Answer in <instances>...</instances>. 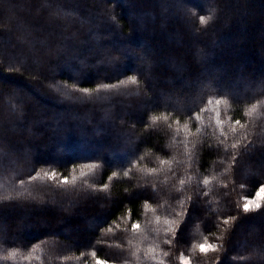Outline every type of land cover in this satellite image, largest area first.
<instances>
[{
  "label": "trees",
  "instance_id": "1",
  "mask_svg": "<svg viewBox=\"0 0 264 264\" xmlns=\"http://www.w3.org/2000/svg\"><path fill=\"white\" fill-rule=\"evenodd\" d=\"M261 184L264 0H0V264H264Z\"/></svg>",
  "mask_w": 264,
  "mask_h": 264
},
{
  "label": "snow or ice",
  "instance_id": "2",
  "mask_svg": "<svg viewBox=\"0 0 264 264\" xmlns=\"http://www.w3.org/2000/svg\"><path fill=\"white\" fill-rule=\"evenodd\" d=\"M204 22V18L201 17V23ZM132 83H135V79H131ZM83 91H87V89H84ZM220 101L217 100L216 104L219 105ZM219 123V121H217ZM236 123H239V121H237ZM233 147H235V145H233ZM161 163H164V161H161ZM88 167H92L91 165H89ZM83 175V173H81ZM54 175V174H53ZM125 175H127V173H125ZM75 179V178H74ZM67 179L63 180L62 183H67ZM183 183V182H182ZM205 184L208 183L207 180L204 181ZM244 203L242 205V210L245 213H248L250 211L259 209L261 207V200H264V184H261L258 186L255 194L252 197H244ZM177 215H179V213H177ZM165 223H169L167 220L165 221ZM223 223L227 224L228 220L225 219L223 221ZM138 228V224L133 223L132 224V229L133 231H135ZM178 227L176 229H171V231H173L174 233H177ZM109 231H111V229H109ZM167 243V241H166ZM217 245L214 243H209L207 241V239H205V241L203 243L197 244L195 245V248L199 250V252L201 254H207L209 251H216L217 250ZM165 256L168 255V253H164ZM93 256L95 257V253H93ZM96 264H106L105 261L96 259ZM180 264H190V259L185 257L183 254L180 255Z\"/></svg>",
  "mask_w": 264,
  "mask_h": 264
},
{
  "label": "rangeland",
  "instance_id": "3",
  "mask_svg": "<svg viewBox=\"0 0 264 264\" xmlns=\"http://www.w3.org/2000/svg\"><path fill=\"white\" fill-rule=\"evenodd\" d=\"M262 201V200H261ZM261 203V202H260ZM106 264H112V263H108V262H106Z\"/></svg>",
  "mask_w": 264,
  "mask_h": 264
}]
</instances>
